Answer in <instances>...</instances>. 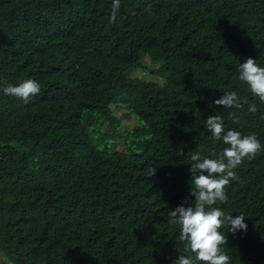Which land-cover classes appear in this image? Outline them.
Instances as JSON below:
<instances>
[{
  "label": "trees",
  "instance_id": "obj_1",
  "mask_svg": "<svg viewBox=\"0 0 264 264\" xmlns=\"http://www.w3.org/2000/svg\"><path fill=\"white\" fill-rule=\"evenodd\" d=\"M112 3L0 0V254L10 264L194 259L168 213L195 203L190 154L229 147L205 127L212 115L261 143L212 207L245 215L246 232L219 230L230 264H264V102L238 72L247 58L264 67V0H120L110 22ZM26 79L40 85L28 103L3 92ZM231 91L242 108L215 105ZM123 120L135 122L120 131Z\"/></svg>",
  "mask_w": 264,
  "mask_h": 264
},
{
  "label": "clouds",
  "instance_id": "obj_2",
  "mask_svg": "<svg viewBox=\"0 0 264 264\" xmlns=\"http://www.w3.org/2000/svg\"><path fill=\"white\" fill-rule=\"evenodd\" d=\"M120 6V0H113L110 22H115ZM238 72L240 81L245 82L252 94L264 102V67L258 66L253 58H247L240 63ZM2 90L6 95L21 98L24 103H28L32 96L40 92V85L33 79H26L18 86L7 85ZM214 103L224 108H242L235 91L225 92ZM257 110L255 104L248 108L251 113ZM229 116L234 123L238 122L234 113H229ZM205 127L214 140H222L229 147L224 148L219 154L213 153L218 157L216 159L209 158L200 150L190 154L191 195L195 197V203L189 205L185 202L171 210L168 213V223L179 226V239L185 242L184 251L194 253L195 258L179 255L172 264H196V261L203 264H230L229 255L221 247L227 244V238L219 230L227 225L228 231L233 234L240 230L247 231L244 214L233 217L212 206L217 201L227 203L225 187L230 181L239 179L234 169L245 158L254 159L261 149V143L255 133L242 136L235 130L225 132L220 116H208ZM177 155H183V151H178ZM155 173L156 169L153 167L148 170L150 176Z\"/></svg>",
  "mask_w": 264,
  "mask_h": 264
},
{
  "label": "rangeland",
  "instance_id": "obj_3",
  "mask_svg": "<svg viewBox=\"0 0 264 264\" xmlns=\"http://www.w3.org/2000/svg\"><path fill=\"white\" fill-rule=\"evenodd\" d=\"M145 72H140L136 69L129 70V75L131 76H136V75H144ZM116 114L120 115L121 114V109H115ZM135 120H123L122 124L120 126V131H122L126 127H131L133 126ZM118 148H122L123 145L117 144ZM0 264H10L9 261H7L1 254H0Z\"/></svg>",
  "mask_w": 264,
  "mask_h": 264
}]
</instances>
